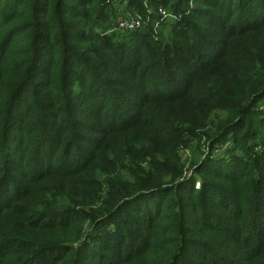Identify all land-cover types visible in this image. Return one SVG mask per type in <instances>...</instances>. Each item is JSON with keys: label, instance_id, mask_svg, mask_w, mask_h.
<instances>
[{"label": "trees", "instance_id": "trees-1", "mask_svg": "<svg viewBox=\"0 0 264 264\" xmlns=\"http://www.w3.org/2000/svg\"><path fill=\"white\" fill-rule=\"evenodd\" d=\"M42 1L20 0L19 7L32 10L27 15L30 24H24L21 28L15 25L18 18L14 14L2 20L0 18V29L3 24L14 23L0 33V145H3L1 154L8 157L4 160L8 163L7 174L0 181V210L7 209L13 200L22 198L20 194H25L27 187L36 183L39 177L49 174L47 170L52 167L57 156L67 161L73 148H78L77 153L89 154L85 146L81 145L86 144L88 147L98 142L104 145L108 137L139 125L144 114L141 107H138L139 104L131 102L133 99L143 103L170 101L188 95L199 72L222 57L217 48L227 49L230 46L229 39L239 34L264 29V0H180L171 6L173 13L180 18L168 25L172 40L166 44L167 48L162 50L158 47L159 43L150 38L149 30H138L130 33L128 37L118 39L117 43L111 42L108 37H87L86 41L93 44L92 48L78 49L76 52L75 43L79 41L75 36L62 38L60 34L51 35L50 31H55L56 28L63 31V34L64 31L72 30L59 19L53 18L55 11L60 8L54 7L52 17L49 21L45 20L49 10L41 8ZM190 2L195 6H190ZM38 14L43 21L49 22L47 28H50L48 31L32 33L33 22ZM53 19L57 21L52 23ZM217 33L222 34V39ZM21 35L24 36L19 42L23 45L21 51L17 52L14 47L18 43L13 42V39ZM214 35L218 40L213 39ZM53 39L62 46L59 48V59L56 60L49 59L50 55L56 53L51 52L50 48L55 47ZM64 39L68 41L65 42ZM259 63L261 64L253 69L257 87L250 95L252 107L264 98V67L262 62ZM11 64L15 66L12 67ZM74 67L78 69V78L75 79L71 77ZM10 75L23 79L15 84L16 81ZM36 75H42L44 80L33 89V100L24 108L22 94ZM74 83L81 89L80 92L70 91ZM53 107L55 109L51 111ZM61 111L68 118L59 119ZM48 130L64 133L67 135L65 140L70 139L68 142L71 144L64 147L65 142L62 143V140H48ZM26 133L37 135L34 140L38 138L30 144V147H34L33 155H29V149L26 148V145L29 146V136ZM75 141L81 144H76ZM14 144L16 150H13ZM30 157L31 174H27L24 172L23 163ZM91 157L90 160L98 159L94 158V154ZM252 160L253 156L249 157L241 150L220 156L217 163H221L225 169L222 168L223 186L219 187L221 193L217 186L215 190L211 183L203 181L198 191L186 198L175 199L174 205L171 203L173 213L170 221L174 225L173 233L178 231V237L172 240L170 252H165V264L168 261V264H186L185 257L194 259L190 260L191 264H264V186L262 184L258 188V178L244 180L246 176L250 177L248 168ZM77 164L72 161L59 172L70 176L75 173V181H78L81 175L76 173L83 171V166L80 168ZM230 167L235 169L231 170ZM13 174L25 179L26 185H15L16 198L11 199L5 189L8 188L9 177ZM226 180L233 186H227ZM240 181L244 185L243 189H239ZM177 188L180 189V184L176 187L146 190L125 199L119 210L117 209L118 212L115 211L105 224L89 235L84 248L89 254H83L77 264L84 261H89L88 264L140 262L146 250L158 249L157 241L147 232V228L153 232L158 228L155 224L161 205L155 206L152 212H143L142 218L145 219L146 226L141 228L144 231L141 230L142 234L134 233L131 238L123 232L124 228L117 221L116 215L122 214L123 207L142 197L168 194ZM240 197L248 202L245 209L240 208ZM188 198L195 200L193 205L197 216L193 218L189 215L191 206L185 203ZM210 200H216L215 204ZM213 208H217V214ZM197 222L199 228L189 230L188 226ZM103 227H108L109 232L103 233ZM204 228L218 235L214 239H206L210 242L209 245L199 238L201 234L198 232L204 231ZM184 230L190 234L189 237L182 236ZM0 236V251L3 255L11 248V239L6 241L3 232ZM97 244L104 245L107 250L104 252L101 248V252L98 251ZM32 249L34 254L24 264H40L47 260L50 262L49 259L66 255L73 248H40L34 245ZM143 263L142 261L139 264Z\"/></svg>", "mask_w": 264, "mask_h": 264}, {"label": "rangeland", "instance_id": "rangeland-1", "mask_svg": "<svg viewBox=\"0 0 264 264\" xmlns=\"http://www.w3.org/2000/svg\"><path fill=\"white\" fill-rule=\"evenodd\" d=\"M179 1L45 0L44 2L43 0L40 6L44 10H49L45 19L48 21L54 12L53 8H60L59 11H55L53 18L59 19L72 31H64L63 34V31L56 28L55 31H50L51 35L60 34L62 38L75 36L79 41L75 43L76 52L78 49L92 48L93 44L86 41L87 37H97V39L108 37L111 42L117 43L118 39L128 37L130 33L138 30H149L150 38L158 42V47L163 50L172 40L171 30L168 28L169 23L180 18L173 13L171 7ZM4 3L6 7H3ZM43 3L45 5H42ZM19 4L20 0H6V2L0 0L1 20L14 14L18 18L15 21L18 27L30 24L27 15L29 16L32 10L27 7L23 9L19 7ZM189 5L195 6L192 2ZM97 17H100L99 20L96 19ZM128 17L140 21L141 28L137 30L120 29L118 22ZM57 19H53L52 23ZM42 21L41 15L38 14L33 22L32 33L48 31L49 22ZM12 24L14 23L3 24L0 33ZM23 36H16L13 39V42L18 43L14 47L17 52L21 51L23 44L19 40ZM217 36L222 39V34L217 33ZM55 39H53L55 47L50 48L51 52L56 53L50 55L51 60L59 59L61 54L59 48L62 46L57 41L55 42ZM213 39H217L215 35ZM64 40L68 41V39ZM229 42L230 46L227 49L217 48L222 57L217 58L216 63H210L207 68L199 72L188 95L170 101L143 103L133 99L131 102L139 104L138 107H141V112L144 114L139 125H134L123 133L119 132L115 136L108 137L104 145L102 142L88 147L86 144L81 145L85 146L89 154L77 153L78 148H73L67 161L57 156L53 160L52 167L47 170L49 174H42L43 176L39 177L36 183L27 187L28 190H23L25 194H20L22 198L19 197L17 201L13 200L7 209L0 210V234L4 233L6 241L11 239V244L9 242L11 248L7 253L2 255L0 251V264H24V261L34 254L32 249L34 245L40 248L58 246L73 248L72 252L66 255L57 256V259H49L50 262L41 261L40 264H77L83 254H89L87 249H84L89 235L105 224L125 199L146 190L176 187L180 184V189L177 188L168 194L160 193L155 197L145 196L136 202L129 203L122 208V214L116 215L117 221L124 228L123 232L131 238L134 233L142 234L144 231L141 228L146 226L145 219L142 218L143 212H152L155 206L161 205L155 224L158 228L154 232L147 228V232L152 234L154 240L157 241L158 249L146 250L140 262L165 264V252H170L173 245L172 240L178 237V231L176 234L173 233L174 225L170 221L173 213L171 203L174 205L175 199L186 198L198 191L203 181L211 183L215 190L217 186L221 193L219 187L223 186L221 175L224 167L221 163H217L220 156H227L235 151L240 152V150L249 157L253 156L254 160L248 168L250 177L246 176L244 180L258 178V188L262 184L264 186V98L258 100L252 107L250 96L252 90L257 87L254 82L253 72L255 70L253 69L257 64H261L259 62H262L264 67V29L239 34L230 38ZM241 58H243L242 61ZM11 66L14 67L15 64ZM72 70L71 73L76 76L71 74V77L78 78L76 73L78 69L74 67ZM10 78L16 81L15 84L23 79H17L14 75H10ZM42 78V75H36L24 90L21 97L24 108L33 100V89L41 84L39 82L44 80ZM80 90L74 83L70 91L76 93ZM52 109L55 108H51V111ZM80 110L83 109L80 108ZM58 118L68 117L64 111H61ZM26 134L29 136V146L26 145L29 149L28 154L33 155L34 147H30V144H33V141L36 142L38 138L34 140L37 135ZM47 134L48 140L56 139L62 140V143L65 142L64 147L71 144L68 142L70 139L65 140L67 135L64 133L48 130ZM75 143L77 144L78 141ZM14 148L13 150H16L15 144ZM1 149L3 145H0V181L7 174L6 164H8L4 162L8 157L1 154ZM92 154L98 159L90 160ZM58 155L61 156V154ZM31 160L30 157L23 163L24 172L27 174H31L29 167ZM72 161L78 163L77 167L83 166V171L76 173L81 175L78 181H75L77 178L75 173L70 176L59 172ZM231 168L235 169V167ZM9 179L11 184L7 183L8 188L6 187L5 190L7 196L13 199L16 198L15 185L18 184L21 187L26 184L25 179L15 174L10 175ZM225 182L227 186H233L230 181ZM238 186H240L239 189H243L242 181L238 183ZM238 199L241 201L240 208L245 209L248 204L247 200L242 197ZM210 201L213 204L216 202V200ZM194 202L193 198L185 200V203L191 206L189 207L191 218L197 216ZM213 210L216 214L218 213L217 208ZM198 224L197 222L188 226L189 230H196L199 228ZM205 230V228L204 231L199 230L198 233L201 234L199 238L209 245L210 242L206 239H214L218 235ZM101 231L108 233L109 229L103 227ZM182 236L189 237L190 234L184 230ZM1 239L2 237L0 242H2ZM99 246L101 245H96L98 251L101 252V248L104 252L107 250L104 245ZM190 260L194 259L185 257L184 261L186 264H191ZM88 262L84 261L82 264H88ZM140 262L127 264H139Z\"/></svg>", "mask_w": 264, "mask_h": 264}, {"label": "built area", "instance_id": "built-area-1", "mask_svg": "<svg viewBox=\"0 0 264 264\" xmlns=\"http://www.w3.org/2000/svg\"><path fill=\"white\" fill-rule=\"evenodd\" d=\"M141 23L140 21H138L136 18H125L123 20H121L120 22H118V27L120 29H129V30H137L141 28Z\"/></svg>", "mask_w": 264, "mask_h": 264}]
</instances>
